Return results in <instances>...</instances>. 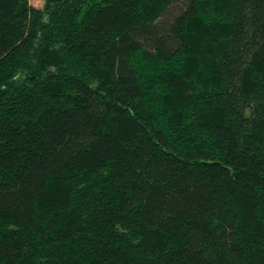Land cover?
Segmentation results:
<instances>
[{"label":"trees","instance_id":"obj_1","mask_svg":"<svg viewBox=\"0 0 264 264\" xmlns=\"http://www.w3.org/2000/svg\"><path fill=\"white\" fill-rule=\"evenodd\" d=\"M0 264H264V0H0Z\"/></svg>","mask_w":264,"mask_h":264},{"label":"rangeland","instance_id":"obj_2","mask_svg":"<svg viewBox=\"0 0 264 264\" xmlns=\"http://www.w3.org/2000/svg\"><path fill=\"white\" fill-rule=\"evenodd\" d=\"M34 5H38L39 3H37V1H32Z\"/></svg>","mask_w":264,"mask_h":264}]
</instances>
